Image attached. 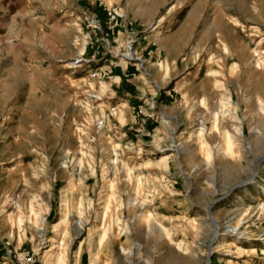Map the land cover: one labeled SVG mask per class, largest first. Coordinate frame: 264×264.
I'll return each instance as SVG.
<instances>
[{
	"label": "rangeland",
	"instance_id": "374dc122",
	"mask_svg": "<svg viewBox=\"0 0 264 264\" xmlns=\"http://www.w3.org/2000/svg\"><path fill=\"white\" fill-rule=\"evenodd\" d=\"M259 96L264 0H0V264H264Z\"/></svg>",
	"mask_w": 264,
	"mask_h": 264
},
{
	"label": "built area",
	"instance_id": "2783aa9c",
	"mask_svg": "<svg viewBox=\"0 0 264 264\" xmlns=\"http://www.w3.org/2000/svg\"><path fill=\"white\" fill-rule=\"evenodd\" d=\"M88 27L91 26V30L93 31L94 28H98L99 29V25L97 24V21L96 20H91L88 25ZM90 44H93V41L90 42ZM108 68H102V67H99L98 69H96L93 73H92V77H101L102 75H106V71H107ZM110 70V69H109ZM108 70V71H109ZM94 96V95H93ZM95 97V96H94ZM140 113H143L142 111V108L140 107ZM106 126V123H105V119L104 118H100L97 120V127L98 128H103Z\"/></svg>",
	"mask_w": 264,
	"mask_h": 264
},
{
	"label": "bare ground",
	"instance_id": "6f19581e",
	"mask_svg": "<svg viewBox=\"0 0 264 264\" xmlns=\"http://www.w3.org/2000/svg\"><path fill=\"white\" fill-rule=\"evenodd\" d=\"M256 102H257L256 104H257L258 111H260L262 114H264V100L259 96V97H257ZM224 154L226 155L227 153L224 152ZM237 229H238V225H236V226L232 225V226H229L228 231L234 232Z\"/></svg>",
	"mask_w": 264,
	"mask_h": 264
},
{
	"label": "crops",
	"instance_id": "0c3cea01",
	"mask_svg": "<svg viewBox=\"0 0 264 264\" xmlns=\"http://www.w3.org/2000/svg\"><path fill=\"white\" fill-rule=\"evenodd\" d=\"M118 77H119L120 80H123V79H122V78H123V74H122L121 71L119 72V76H118ZM126 80H127V79H126ZM123 91H124V90H123Z\"/></svg>",
	"mask_w": 264,
	"mask_h": 264
}]
</instances>
